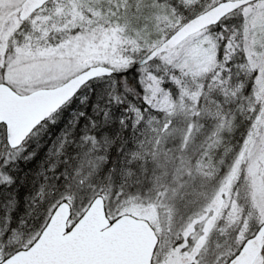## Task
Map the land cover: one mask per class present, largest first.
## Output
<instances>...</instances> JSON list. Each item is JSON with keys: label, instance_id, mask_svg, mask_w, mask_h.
Returning <instances> with one entry per match:
<instances>
[{"label": "snow or ice", "instance_id": "1", "mask_svg": "<svg viewBox=\"0 0 264 264\" xmlns=\"http://www.w3.org/2000/svg\"><path fill=\"white\" fill-rule=\"evenodd\" d=\"M0 264H264V0H0Z\"/></svg>", "mask_w": 264, "mask_h": 264}]
</instances>
